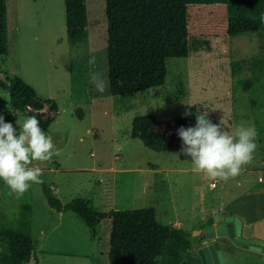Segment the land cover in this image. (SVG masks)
<instances>
[{"label":"rangeland","instance_id":"374dc122","mask_svg":"<svg viewBox=\"0 0 264 264\" xmlns=\"http://www.w3.org/2000/svg\"><path fill=\"white\" fill-rule=\"evenodd\" d=\"M6 3L8 53L0 54V114L14 126L17 119L27 118L12 108L6 88L18 78L36 90L33 103H42L41 111L53 119L46 132L59 150V155L41 165L43 179L55 188L62 203L87 199L97 211L154 207L162 223L180 221L195 247L203 210L222 198L221 181L216 180L217 187L211 189L212 179L195 171L190 157L180 154L177 158L180 150L156 151L132 136L133 118L153 114V127L170 144L180 128L175 119L191 107L222 122L233 136L239 126L255 127L259 146L245 168L261 169L250 176L256 178V186L264 185L258 182L259 175L264 177V79L237 94L242 90L230 72L234 61L247 60L262 47V37L258 33L228 35L225 4L188 5V56L167 60L163 87L122 97L110 90L101 94L89 81L94 70L108 77L105 0H86L87 36L75 45L67 39L64 0ZM93 55L95 67L87 63ZM243 65L239 77L251 76ZM176 95L179 98H173ZM28 109L38 111L33 105ZM240 183H226V187L244 188ZM20 200L33 206L32 234L38 245L37 261L30 264H109L108 218L95 228L92 243L83 220L71 211L52 208L40 184L33 183L17 197L0 180V207L10 217L18 214ZM262 214L264 194L258 193L256 217ZM71 238L87 243L88 257L42 251L71 250ZM219 240L227 264L264 262L260 252L238 246L225 236Z\"/></svg>","mask_w":264,"mask_h":264},{"label":"trees","instance_id":"16d2710c","mask_svg":"<svg viewBox=\"0 0 264 264\" xmlns=\"http://www.w3.org/2000/svg\"><path fill=\"white\" fill-rule=\"evenodd\" d=\"M64 3L67 39L75 45L87 36L86 0H64ZM190 4H225L228 35H261L262 47L249 59L234 61L231 73L235 76L234 84L238 83L237 88L242 91H248L251 83L264 79V23L260 21L264 0H105L108 80L112 95L134 96L165 85L167 60L189 54L187 8ZM7 31V3L0 0V54L8 53ZM243 64L251 76L239 77ZM6 88L12 108L27 117L36 116L46 132L53 119L41 111L42 103H33L36 90L20 78ZM32 105L37 112L28 109ZM202 113L191 107L175 122L180 127H195L197 114ZM155 121L153 114L135 116L132 136L156 151L180 150L182 140L178 132L176 140L168 144L165 134L153 127ZM211 121L218 124L216 120ZM40 185L52 208L58 212H74L93 234L104 219L110 220L109 264H200L198 256L190 251L193 247L190 231L159 221L154 207L97 211L86 199L62 203L46 182ZM18 206V214L13 217L0 207V264L37 261L38 240L32 234L33 206L24 200Z\"/></svg>","mask_w":264,"mask_h":264},{"label":"clouds","instance_id":"9594fccd","mask_svg":"<svg viewBox=\"0 0 264 264\" xmlns=\"http://www.w3.org/2000/svg\"><path fill=\"white\" fill-rule=\"evenodd\" d=\"M264 23V14L260 16ZM87 63L95 67L97 58L91 56ZM89 81L95 91L103 94L110 88L105 72H90ZM16 126L6 122L0 114V180L17 197L23 196L35 184H43L41 165L59 155L53 136L45 132L36 116L17 119ZM182 140L178 158L183 154L191 158L194 170L213 181L227 182L239 176L254 158L258 149V132L254 126H239L235 136L228 134L222 122L214 124L206 112L197 114L195 127H180ZM35 162V163H34Z\"/></svg>","mask_w":264,"mask_h":264},{"label":"crops","instance_id":"0c3cea01","mask_svg":"<svg viewBox=\"0 0 264 264\" xmlns=\"http://www.w3.org/2000/svg\"><path fill=\"white\" fill-rule=\"evenodd\" d=\"M235 93L237 94L243 93V91H238ZM262 167H264V160H262ZM251 172L261 173V169L245 168V170L239 176L229 179L227 182L221 181L222 183L221 188H224L221 192V195H222L221 200L217 202L216 204H213L209 208L203 210V212L205 213V216L204 218H201V219L204 220L206 219L208 215H211L217 212L221 213L222 215H237L242 219V222H243L242 233L245 237H258V238L264 239V214L260 215L259 217H256V194L258 193L264 194V185L256 186V178L250 176ZM237 181H238L239 186H241L240 182H243L245 187L244 188H233L232 184L229 185V188L226 187V183H230V182L233 183ZM262 181H264V177L259 175L258 182H262ZM49 186L51 187L53 193L55 194L56 192L55 188L52 185H49ZM209 186L211 189H215L217 187V183L215 187H212L211 184H209ZM251 196H254L255 198L253 199L251 198ZM33 216H34V213H33ZM168 223L169 224L171 223L170 225H173L176 227H181L180 221H177L175 223L173 222H168ZM89 231L91 234L90 238L93 243L94 234L92 233L90 229ZM70 242H71L70 246L72 247L71 250H62V251L55 252L54 250L51 251V250H48L50 248H47L46 250H42V251L43 252H54L58 254H66L69 256H73V257H88L89 256V251L87 249V243H85V241H82V239L78 240L75 238H71ZM261 255L264 258V255L262 253ZM262 264H264V262Z\"/></svg>","mask_w":264,"mask_h":264},{"label":"water","instance_id":"95a60500","mask_svg":"<svg viewBox=\"0 0 264 264\" xmlns=\"http://www.w3.org/2000/svg\"><path fill=\"white\" fill-rule=\"evenodd\" d=\"M243 222L237 215L213 213L200 222L203 233L190 251L200 259V264H227L221 249L220 237H228L238 246L260 252L264 255V239L245 237L242 233Z\"/></svg>","mask_w":264,"mask_h":264},{"label":"flooded vegetation","instance_id":"af4514ba","mask_svg":"<svg viewBox=\"0 0 264 264\" xmlns=\"http://www.w3.org/2000/svg\"><path fill=\"white\" fill-rule=\"evenodd\" d=\"M205 220V219H204ZM203 221V220H202ZM201 222V221H200ZM199 222V223H200ZM203 233V230H201V229H199L198 230V233H197V236H196V238H195V242H196V240L198 239V237L201 235ZM231 240V239H230ZM231 242H232V240H231ZM233 243V242H232ZM195 246V245H194ZM193 248V247H192Z\"/></svg>","mask_w":264,"mask_h":264},{"label":"built area","instance_id":"2783aa9c","mask_svg":"<svg viewBox=\"0 0 264 264\" xmlns=\"http://www.w3.org/2000/svg\"><path fill=\"white\" fill-rule=\"evenodd\" d=\"M216 183H217L216 181H213L212 180L210 184H211L212 187H215L216 186Z\"/></svg>","mask_w":264,"mask_h":264}]
</instances>
